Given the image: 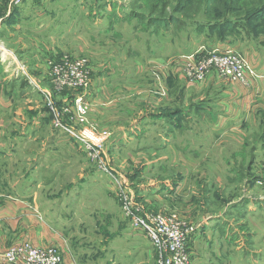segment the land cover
I'll return each instance as SVG.
<instances>
[{"label":"rangeland","instance_id":"1","mask_svg":"<svg viewBox=\"0 0 264 264\" xmlns=\"http://www.w3.org/2000/svg\"><path fill=\"white\" fill-rule=\"evenodd\" d=\"M13 1L0 0V96L10 103L0 105V192L34 195L79 264H156L113 178L148 211L196 228L190 264H264V92L232 103L228 83L210 77L201 89L177 71L180 57L214 43L199 28L230 19L250 29L242 2L230 13L216 0L204 14L205 0ZM261 30L243 35L264 49ZM37 45L47 67L63 56L90 64L87 115H61L75 134L54 127L48 105L65 113L78 92H55L49 69L36 70Z\"/></svg>","mask_w":264,"mask_h":264},{"label":"built area","instance_id":"2","mask_svg":"<svg viewBox=\"0 0 264 264\" xmlns=\"http://www.w3.org/2000/svg\"><path fill=\"white\" fill-rule=\"evenodd\" d=\"M22 2L23 0H15L13 4L18 6ZM0 62H3L1 56ZM47 68L55 92H78L72 107L67 108L65 113L55 110L51 103L48 105L54 127L70 135L75 134L74 129L63 124L61 115L69 116L70 122L82 120L87 115L88 106L84 99L92 83L90 64L81 57L63 56ZM177 71L190 84H202L214 76L221 83H239L246 89L250 88L247 74L258 75L237 51H219L215 48H201L180 57ZM87 135L80 136L85 143L91 140L92 133ZM113 181V190L118 196L124 217L132 229L143 233L155 250L156 264H190L189 242L196 228L175 214L148 211L129 197L121 188L119 180L113 178ZM0 264H61V256L56 247H35L25 243L0 250Z\"/></svg>","mask_w":264,"mask_h":264},{"label":"crops","instance_id":"3","mask_svg":"<svg viewBox=\"0 0 264 264\" xmlns=\"http://www.w3.org/2000/svg\"><path fill=\"white\" fill-rule=\"evenodd\" d=\"M232 39H234V41L229 39L224 42H214L208 44L207 47L201 46L200 48L211 47L219 51L235 50L238 53L240 52L252 71L256 72L258 75L253 76V74H247L250 88L246 89L239 83H228L229 89L224 92H229L227 93L228 98L232 100V103H235V101L231 98L239 97L238 100L241 98L249 101L251 104H256L260 101V95L264 92V49L260 44L256 45L255 43L246 41V38L242 35L238 37L234 36ZM242 49H244V52ZM35 50L37 57H35L36 60L34 58V61L38 65L36 70L41 72V75L45 76L47 72V59L43 60L45 49L37 45ZM48 53L51 58L57 54L54 53L53 50L48 51ZM164 66H166V64ZM212 78H214V76H212ZM216 81L218 82L217 78ZM209 83L215 85V82L211 80L204 84L202 83L194 86H201L200 88L202 89ZM93 102H96V100H93ZM8 104H10L8 100L0 96V105H5L6 107ZM3 130V132H0V136L3 134L6 135L4 133L5 129ZM3 146L5 145L1 144L0 140V150ZM35 200L36 197L34 195H7L0 192V250L25 243L35 247L51 246L58 249L61 256V264H79L76 255L74 256V253L69 249L66 240L54 229L53 225L51 223L48 224L45 220H40L38 206ZM195 235L196 233L193 237ZM260 243L264 248V233H262ZM193 245L191 246V244H189V253L192 260L194 254ZM258 259L264 262V253L260 254Z\"/></svg>","mask_w":264,"mask_h":264},{"label":"trees","instance_id":"4","mask_svg":"<svg viewBox=\"0 0 264 264\" xmlns=\"http://www.w3.org/2000/svg\"><path fill=\"white\" fill-rule=\"evenodd\" d=\"M226 2L229 3L230 6H228V11L230 13H233L235 11L234 6L232 5V2H242L243 8L241 9L242 11L239 12V16H243L245 17L244 22L247 23V26L250 27V29L248 30L244 25H240L239 23H236L233 20H222L220 23L216 22L213 23L210 26L207 27H203V28H199V32L204 33L205 31L207 32L204 33L206 35H210V36H214L215 40H213L214 42H224L226 40L231 39L232 41H234V36H247L248 35V31L250 33H254L255 30L261 29V31L264 30V25L262 26H257V24H259L260 21L264 20V0H252L249 3V0H224ZM246 3V4H245ZM216 4V0H205L204 1V9H203V13L204 14H210L211 13V9L212 7ZM250 7V9L247 11L245 7ZM181 9V8H180ZM237 11V10H236ZM236 14V12H235ZM157 26L160 27H165L166 24H168L169 22H173L172 18H168V19H164V20H160V19H153L152 20ZM251 24V25H249ZM256 26V27H254ZM261 33V32H260ZM244 34V35H243ZM254 35H258L255 34ZM207 49H212L211 47H208ZM197 108V107H196Z\"/></svg>","mask_w":264,"mask_h":264}]
</instances>
